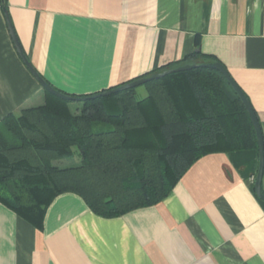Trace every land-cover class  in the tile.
Masks as SVG:
<instances>
[{
	"label": "crops",
	"instance_id": "0c3cea01",
	"mask_svg": "<svg viewBox=\"0 0 264 264\" xmlns=\"http://www.w3.org/2000/svg\"><path fill=\"white\" fill-rule=\"evenodd\" d=\"M7 5L5 10L0 0V122L46 101L18 54L7 12L31 65L69 95L109 90L186 55L212 56L244 91L264 138V0ZM259 166L258 150L208 154L162 202L113 218L64 193L47 209L42 229L0 204V264H264Z\"/></svg>",
	"mask_w": 264,
	"mask_h": 264
},
{
	"label": "trees",
	"instance_id": "16d2710c",
	"mask_svg": "<svg viewBox=\"0 0 264 264\" xmlns=\"http://www.w3.org/2000/svg\"><path fill=\"white\" fill-rule=\"evenodd\" d=\"M2 5L7 10V0ZM198 61L219 62L194 53L129 82ZM144 86L143 99L137 88L100 98L70 95L84 101L45 90L43 105L6 115L0 204L36 229L64 193L79 195L98 216L119 217L162 202L208 154L259 151L251 117L219 71L201 66ZM71 102L78 103L74 110ZM74 159L77 165L67 164Z\"/></svg>",
	"mask_w": 264,
	"mask_h": 264
},
{
	"label": "water",
	"instance_id": "95a60500",
	"mask_svg": "<svg viewBox=\"0 0 264 264\" xmlns=\"http://www.w3.org/2000/svg\"><path fill=\"white\" fill-rule=\"evenodd\" d=\"M6 18L9 24V28L11 31V35L13 37L16 49L18 51V54L20 55L24 65L27 67V69L29 70V72L35 77V79L40 83V85L47 91H49L50 93H52L53 95L62 98L64 100H68V101H84L85 98H74L68 94H65L63 92L58 91L57 89H55L52 85H50L35 69L34 67L31 65L30 61L28 60L26 54L24 53V51L22 50V47L20 46L18 39L14 33V30L11 26L10 20L8 18V14L6 12ZM197 52H200L199 50ZM208 67V68H212L215 69L217 71H219L220 73H222L227 81L229 82V84L231 85V87L234 89L235 93L239 96V98L241 99L243 105L245 106L247 112L249 113L252 123L254 125L255 131H256V135H257V140H258V145H259V153H260V166H259V171L257 173L256 176V182H255V191L257 193V195L261 198L264 199V193L262 192V177H263V173H264V138H263V133H262V129L259 123V119L258 116L256 114V111L254 110V108L252 107L250 101L248 100L247 96L245 95L244 91L239 87V85L235 82V80L232 78V76L230 75L229 71L226 69V67L220 63V62H212V63H207V64H192V65H184L181 66L177 69L174 70H168V71H164L162 73H156L150 77H145V78H140L137 79L135 81L132 82H127L124 83L114 89H109L100 93H96L95 95H93L92 98H100V97H107V96H111L113 94H116L118 92L124 91V90H128V89H133V88H137L139 86L145 85L146 83L152 81V80H156V79H160L163 78L169 74L175 73V72H185V71H189L198 67Z\"/></svg>",
	"mask_w": 264,
	"mask_h": 264
},
{
	"label": "rangeland",
	"instance_id": "374dc122",
	"mask_svg": "<svg viewBox=\"0 0 264 264\" xmlns=\"http://www.w3.org/2000/svg\"><path fill=\"white\" fill-rule=\"evenodd\" d=\"M136 96L138 99H143L147 96V90H146V87L144 85L137 87ZM70 105H71V108L74 110L77 107L78 103L77 102H71Z\"/></svg>",
	"mask_w": 264,
	"mask_h": 264
}]
</instances>
